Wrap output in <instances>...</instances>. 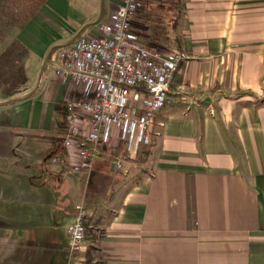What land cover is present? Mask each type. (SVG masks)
<instances>
[{"label": "crops", "instance_id": "crops-1", "mask_svg": "<svg viewBox=\"0 0 264 264\" xmlns=\"http://www.w3.org/2000/svg\"><path fill=\"white\" fill-rule=\"evenodd\" d=\"M142 3L132 31L188 58L150 144L129 150L116 128L89 169L75 170L77 150L63 144L80 90L57 77L55 52L109 22L120 1L48 0L0 44L28 50L24 90L0 96V234L9 222H42L57 233L52 261L64 258L83 204L92 264H264V0Z\"/></svg>", "mask_w": 264, "mask_h": 264}, {"label": "built area", "instance_id": "built-area-1", "mask_svg": "<svg viewBox=\"0 0 264 264\" xmlns=\"http://www.w3.org/2000/svg\"><path fill=\"white\" fill-rule=\"evenodd\" d=\"M109 22L91 26L71 45L55 52V73L80 90L65 115L63 144L75 148L81 164L89 169L102 145L121 128L128 148L137 140L151 142L154 119L168 101V92L188 58L183 51L152 49L132 31V19L143 8L142 0H119ZM87 120V128L80 125ZM85 120V121H86ZM118 169L122 164L116 163ZM75 218L67 229V264H85L84 243L88 215L83 204L74 206Z\"/></svg>", "mask_w": 264, "mask_h": 264}, {"label": "trees", "instance_id": "trees-1", "mask_svg": "<svg viewBox=\"0 0 264 264\" xmlns=\"http://www.w3.org/2000/svg\"><path fill=\"white\" fill-rule=\"evenodd\" d=\"M47 1L0 0V44L14 31L23 30ZM27 55V48L19 41L11 42L0 51V95L3 99L12 98L24 90L28 82L25 68ZM87 262L90 264L89 254Z\"/></svg>", "mask_w": 264, "mask_h": 264}, {"label": "rangeland", "instance_id": "rangeland-1", "mask_svg": "<svg viewBox=\"0 0 264 264\" xmlns=\"http://www.w3.org/2000/svg\"><path fill=\"white\" fill-rule=\"evenodd\" d=\"M12 212H15V209ZM44 213L48 214V216ZM52 216H49V208H43L41 210L40 220H46V222L50 223L49 218L51 220L54 218V215ZM46 226V224L41 222L39 226L36 225V228L32 230L30 226H23V224H17L15 222L7 223L5 226L6 231L2 232V235L0 234V264H60L62 259V263L67 264L68 256L66 255L64 258L62 257L63 255H59L58 258L52 261L53 256L49 248L52 246L50 244L53 239L52 235L55 234L56 236L57 233H53ZM87 254L90 255V264H92L91 253L89 252ZM84 258L86 259V256ZM85 264H89V262Z\"/></svg>", "mask_w": 264, "mask_h": 264}]
</instances>
